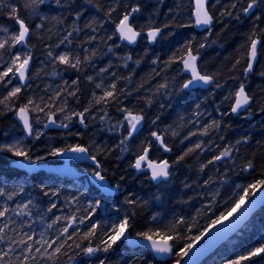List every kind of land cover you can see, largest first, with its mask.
Returning a JSON list of instances; mask_svg holds the SVG:
<instances>
[{
    "label": "trees",
    "instance_id": "trees-1",
    "mask_svg": "<svg viewBox=\"0 0 264 264\" xmlns=\"http://www.w3.org/2000/svg\"><path fill=\"white\" fill-rule=\"evenodd\" d=\"M249 3L252 0H211L214 25L198 32L193 28L192 0H60L59 4L51 0L36 14L24 7L25 0H0V28L18 30L10 16L12 7H17L31 32L29 84L17 96V106L32 101L29 106L40 112L43 123L54 114L58 122L73 125L69 132L42 131L39 139L27 140V151L39 163H56L51 150L84 146L97 159L102 175L120 188L118 196L107 198L82 178L29 176L11 167V155L1 153L0 189L5 195L0 196V211H7L0 217L4 237L0 264H176L184 257L175 253L185 245L198 244L222 214L219 223L226 220L240 196L245 200L253 196L243 188L264 179V0H256L254 12L247 17ZM132 8H139L132 20L138 31L162 30L155 46L143 36L135 48L120 43L116 25ZM40 24L43 27L37 28ZM253 39L261 41L259 60L244 80L246 53ZM188 52L198 55L200 72L213 78L209 90H183L188 78L181 57ZM62 54L71 63L77 58L81 62L75 68L62 64L58 60ZM241 84L252 99L251 118L231 114ZM106 91H113V97L97 103ZM129 111L141 115L144 122L133 138L125 120ZM11 116L0 114V135L14 124ZM31 116L34 125L38 115ZM153 132L164 137L170 154L153 142ZM147 147L154 160L167 157L172 164L170 179L160 185H154L146 172L132 170V163ZM226 149L228 155L222 156ZM249 161L253 167L245 170ZM261 191L264 188L255 194ZM126 217L130 226L125 236L139 237L138 233L149 230L161 233L173 248L172 261L160 262L147 249L130 248L125 238L108 252L88 255L82 250L89 245L102 249L107 233ZM65 227L68 232L57 244L66 243L52 260L35 251L39 245L29 253L17 243L27 238L25 234L32 236L29 244L41 238L51 242ZM262 241L264 207L202 264H223ZM56 246L48 249L49 255ZM256 261L264 264L261 257L242 264Z\"/></svg>",
    "mask_w": 264,
    "mask_h": 264
},
{
    "label": "snow or ice",
    "instance_id": "snow-or-ice-1",
    "mask_svg": "<svg viewBox=\"0 0 264 264\" xmlns=\"http://www.w3.org/2000/svg\"><path fill=\"white\" fill-rule=\"evenodd\" d=\"M255 2L256 0H252V3L248 4V8L245 9V11L247 12L249 9H251L254 6ZM45 3H46V0H25L24 7L26 9L31 10L30 14H36L38 13L40 6ZM57 3L59 4L60 0H57ZM138 11H139V8H132L131 13H135ZM131 13H126L125 15H123V18L116 25V31L119 33L121 40H126L129 43H135L136 38L140 35V32L134 31L132 25L129 23ZM195 15H196L197 25L211 24L212 17L205 10V0H196ZM10 16L13 19H15V22L19 26V28H18V31H16L15 33H12L0 39V49H5L7 46V48L10 50L12 48H16L17 45H22L24 47H27V41H28L29 36L31 35L29 25L25 22V19L19 16V10L17 7H12ZM78 18L79 16L77 17V19ZM36 27L42 28L43 24L37 25ZM0 31L6 32L7 29L0 28ZM160 31L161 30L159 28L154 29V30H149L147 33L148 39L154 42L157 36L159 35ZM68 35H71V33H68ZM258 43L259 41L253 39L251 41L249 51L246 53V55L248 56V63L245 68L246 73L250 72L253 68V61L256 59V56H257V44ZM201 47H203V45H201ZM48 55L52 56V53L49 52ZM196 59H197L196 56L192 55L191 52H188L186 57H181V62L184 64L185 69L191 71L192 73L191 78L187 80L186 83L183 84V89H187L190 86L195 85V83L198 81H202L203 83L207 84L212 79L210 76L201 75L200 72L197 71ZM58 60L62 64H70V66L73 68H75L81 62L79 58H77L75 63H71L69 56L66 54L60 55L58 57ZM30 61H31L30 54L25 55V56H22L19 53L13 54L8 66L3 71H0V83L7 86V84L12 83V79H16L18 77L19 84L22 86L27 78ZM239 62L240 61L238 60L237 63ZM10 75H11V79H6ZM21 86L13 87L11 91L8 93V95L5 97V101L12 97H16L17 94L21 92ZM161 87H164V85H161ZM111 88L115 89L116 85L115 84L111 85ZM113 95H114L113 91H106L104 95L97 100V103L104 101L106 97H113ZM0 103H4V101H0ZM31 103L32 101H29V104ZM249 103H250V98L245 93L243 84H241L239 91L236 93L235 104L232 107L231 111L233 113H237L242 107L248 105ZM28 111L29 110L27 106L21 107L18 110V116H19V119L23 123L24 130L29 136H31L33 135V130H32V126L29 121ZM77 115L83 116V113H78ZM142 119L143 117L141 115H134L130 111L127 112L125 116V120H127L129 124V128H130L129 137H131L133 132L137 131V125L140 124ZM52 122L55 123V121H52ZM80 122L83 124L84 120L81 119ZM64 126L67 127V125H64ZM152 136L155 137V139L160 142V146L164 149V151H170V149L165 145L161 136L157 135V133L155 132L152 133ZM36 138L39 139V134H36ZM197 147H199V145H197ZM66 151H71V152H76V153H86L87 149L77 146V147L68 149ZM3 152H8V153H11L12 156L14 157L21 158L28 165L37 163V160L32 158V156L29 154V151H26L22 147H20L19 143L0 145V153H3ZM148 152H149V149L144 148L143 153L138 156V158L136 159L132 167H134L137 170H143V166L146 165L147 170H150L151 172L152 180L156 181V180H160L161 178L167 179L170 176V172L168 170L169 169L168 162L163 161L160 163H156L149 159ZM64 154H65V150H60V149H53L49 153V155H52V156H63ZM221 155L227 156L228 150L226 149ZM44 158L45 157H40L38 159H44ZM220 158L221 156L216 157L217 160ZM93 159L95 158L93 157ZM180 159L182 160L183 157H180ZM97 167H99V165H97ZM252 167H253L252 162L249 161L245 167V170L251 169ZM93 175H95L99 180L101 181L103 180V177L99 174V172H95L93 173ZM261 188H264V179H260L256 181L255 183L248 184L246 187L243 188V191L244 193H248L251 190L252 194L254 195L255 192ZM4 195H5L4 190L0 189V196H4ZM45 195H48V193L45 192ZM8 199H12V196L8 195ZM129 203H131V201H129ZM244 203H245V199H244V196L242 195L235 202L234 206L231 209V212L232 213L237 212ZM27 207L28 205L25 204L24 208H27ZM54 207H55V204L52 205V208ZM95 207H99V202L96 203ZM6 211L7 209H5L4 211H0V217L4 216ZM49 211H51V208L49 209ZM22 214L27 215V213H22ZM153 219H155V217ZM223 219H224V215L222 214L216 220L212 221L213 226L218 225L219 222ZM82 222L83 220H81V223ZM129 226H130L129 218L126 217L123 220L119 221L117 224H115L112 227V230L110 233H107V238L102 241V243L104 244V247L102 249L99 247L94 248L91 245H89L82 250L86 252L88 255H92L96 253L97 251L108 252L113 247V245H115L119 240H121L125 236V233L127 229L129 228ZM49 227H51V225H49ZM2 231L3 230L0 229V232ZM67 232H68V228L65 227L63 231L60 233V235H58L56 239L52 240L51 242L41 238V240L34 241V244L28 243V241L32 240V236L29 234H25L27 238L23 239L22 241H18L17 243H21L22 246H26V251L29 253L33 251L34 245H39V247H35V251L37 253H41V256L43 258L52 260V257L55 254L60 253L61 249L64 247V244L66 243V241H62L59 244H57V241H60V236L64 235ZM87 235H91V232L88 233ZM137 235L141 237L143 240L148 241L150 243L151 248L156 253L173 255L172 246L169 245L168 240L165 239L164 236L161 235V233L159 232L154 233L151 230H149V231L140 232ZM202 235L198 237H194L193 239L194 240L201 239ZM3 239H4L3 235H0V240H3ZM11 239L12 238L10 237L9 240ZM67 239H71V236H68ZM53 245H57V246L54 248L53 253L49 255L48 249L52 248ZM192 247H193L192 244L185 245L181 249V252H177L175 253V255L187 257ZM76 248H80V245L77 244ZM41 249H43V252H41ZM9 250L11 251V249ZM7 254H8L7 252H4L3 256H7ZM254 257H261L262 259H264V241L260 242L258 247L251 248L245 254H241L235 259H227V258L224 259L223 264H242V262L244 261L251 262L252 258ZM0 261H2V257H0ZM53 264H55L54 261H53ZM100 264H104V262L101 261ZM176 264H180L179 259H177ZM256 264H261V262L256 261Z\"/></svg>",
    "mask_w": 264,
    "mask_h": 264
},
{
    "label": "water",
    "instance_id": "water-1",
    "mask_svg": "<svg viewBox=\"0 0 264 264\" xmlns=\"http://www.w3.org/2000/svg\"><path fill=\"white\" fill-rule=\"evenodd\" d=\"M50 2H51V0H46V4H49ZM210 2H211V0H205V10L211 16V14L209 12ZM192 3H193L192 19H193L194 29L198 32L209 31L214 25L213 18H212L211 24H209V25H197L196 24V15H195V13H196V0H192ZM255 8H256V6L254 4V6L246 12V16L250 17V15L254 12ZM135 13H131L130 20H129V23L131 25H132L133 15ZM132 27H133L134 31H138L133 25H132ZM150 30H154V29H150ZM148 31H145V32L138 31V32H140V35L136 38L135 43H129L126 40H121L119 33L117 31H116V34H117L118 39L120 40V43L122 45H125V46L130 47V48H135L138 45L142 35L147 39V42L150 46H155L158 42L159 37L162 34V30L160 31L159 35L157 36V38L154 42L150 41L148 39V36H147ZM256 40L259 41V43L257 44V56H256V59L253 61L252 70L248 73L245 72V75H244L245 80H247L249 78V76H251L253 74V72L257 66L258 60H259V49H260L261 41H260V39H256ZM17 49L18 50H22V49L28 50L29 49L28 41H27V47H24L22 45H17ZM191 54L196 56V58H197L196 59L197 71L200 72V69H199L200 59H199L198 55H196L192 52H191ZM182 69H183L184 75L186 77H188V80H189L192 76L191 71L186 70L183 63H182ZM30 70H31V61L29 64V71L27 73V78H26L24 84L22 86L20 85L21 88H26L28 86ZM200 74L203 75L201 72H200ZM17 79H18V77H17ZM213 84H214V80L212 78L211 81L207 84L203 83L202 81H198L195 83V85L190 86L189 88L183 89V90L187 93L191 92V91H195V90L207 91L212 87ZM239 89L237 90V92L239 91ZM244 89H245V87H244ZM245 93L248 95L246 89H245ZM248 97H249V95H248ZM235 99H236V96H235ZM234 104H235V100H234L232 107L234 106ZM251 106H252V99L250 98V103L248 105L242 107L237 113H233L231 111V114L233 117H239L243 114H248V118H251L252 117ZM21 107H23V106H21ZM28 115H29L30 124L32 126V130L34 131L32 116H31V113L29 111H28ZM14 120L17 122V124L19 125V127L21 128L23 133L25 134L26 138H31L32 135L29 136L23 128V123L19 119L18 111H17L16 115L14 116ZM52 121H55V123H53ZM46 125L47 126L44 127L45 131L46 130L69 131L72 128L71 124H63V123L58 122L55 115H52V114L47 118ZM64 125H67V127H65ZM142 129H143V121H141L140 124L137 125V131L133 132L130 138L137 136L142 131ZM157 135H159V134H157ZM159 136H161V135H159ZM162 139H163V137H162ZM153 141L160 146V142L157 141L155 139V137H153ZM163 141H164V139H163ZM79 147L86 148L84 146H79ZM148 149H149V152H148L149 159L152 160L150 157L151 150H150V148H148ZM165 152L170 153V151H165ZM221 159L222 158H220L219 160H221ZM57 161L58 162L55 164L38 163L37 162L35 164L28 165L22 159H16V160H13L10 165L16 171L21 172V173L26 174V175H36L39 173H46V174L55 175V176L60 177V178H68V179H78L79 177H81L83 175V173L78 169V166H81V165H90V166L94 167L95 169H97V172H99V170H98L99 167H97V165H99V163L97 162L96 159H93V157L90 156L88 149H87L86 153H76V152H71V151L65 150V154L63 156H57ZM152 161H154L156 163L167 161L168 165H169L168 170L170 172V176L167 179L161 178L160 180L154 181L151 179V172H150V170H147L146 165L143 166V170H137L134 167H132V169L136 173H140L141 171L147 172L154 185H160L161 183L168 181L171 177V174H172V165L169 162V160L166 158V159H163L161 161H155V160H152ZM99 174L103 177L102 181L99 180L95 175H93V173L89 174L87 176L90 184L94 188L99 190L100 193L104 197L110 198V197L118 196L120 193L119 187L112 185L111 182L105 176H103L100 172H99ZM263 207H264V191L254 194L249 200H247L246 204H244L241 207V209H239L231 218L222 222L217 227H215L213 230H211L205 236L204 239H202L201 241H199L198 244H196L192 247V249L189 251V255L187 257H184L180 261V264H202L210 255H212L215 251H217V249H219L223 244H225L231 237L236 235L249 222L251 217ZM125 242H126V245L130 248H134V249L142 248V249L149 250L155 256L156 260H158L160 262H171L172 261L173 255L156 253L151 248L150 243L148 241L143 240L141 237H132V236L126 235L125 236ZM169 245H170V243H169Z\"/></svg>",
    "mask_w": 264,
    "mask_h": 264
},
{
    "label": "rangeland",
    "instance_id": "rangeland-1",
    "mask_svg": "<svg viewBox=\"0 0 264 264\" xmlns=\"http://www.w3.org/2000/svg\"><path fill=\"white\" fill-rule=\"evenodd\" d=\"M8 28H9V26L3 28V29H7L6 32L0 31V39L6 37L7 35L12 34V32L10 31V29H8ZM5 49H8L7 46H6ZM5 49H0V71H3L8 66V64L11 61V58H12V55L13 54L19 53L22 56L29 55V53L27 52V50H24V49L17 50V46H16V48H12L10 50L9 49L8 50H5ZM6 79H11V75L8 78H6ZM16 86H20L19 81H18L17 78L16 79H12V83L11 84H7V86H5L4 84L0 83V101H4V103H0V114L2 116H7V115H11L12 114L11 117L13 118L16 115L18 109H19V107L17 106V104L19 105V103H20V99L17 98V96L19 95V93L17 94L16 97H12V98H10V99H8V100L5 101V97L11 91V89L13 87H16ZM25 106H27V108H28V110H29V112L31 114L38 115L37 118H36V120L34 121L35 128H34V135H33L34 136V139H37L36 138V134H39V137L41 136L42 129L40 127L43 126V125H45V123L42 122L41 116H39V114H38V113H40L39 111H37L35 109H32V107H30L28 103H26L23 107H25ZM13 121H14V124L12 125V123H11L10 126L7 128V130H5V128L2 129L4 131L1 130L0 145L19 143V146L22 147L24 150L27 151L28 150L27 139H26L24 133H22L21 128L19 127V125L17 124V122L15 120H13ZM67 123L68 124H71L69 122H67ZM74 147H76V146H74ZM3 153H7V154H9V155L12 156L11 153H8V152H3ZM12 157H13L14 160L21 159V158L14 157V156H12ZM261 192H263V191H261ZM246 202H247V200H245V203L244 204H246ZM235 213L236 212L231 213L226 218V220H228L229 218H231ZM226 220H224V221H226ZM224 221H222V222H224ZM221 223H219V224H221ZM218 225H215L211 230H213ZM124 238H125V236L121 240H123Z\"/></svg>",
    "mask_w": 264,
    "mask_h": 264
},
{
    "label": "flooded vegetation",
    "instance_id": "flooded-vegetation-1",
    "mask_svg": "<svg viewBox=\"0 0 264 264\" xmlns=\"http://www.w3.org/2000/svg\"><path fill=\"white\" fill-rule=\"evenodd\" d=\"M18 50V49H17ZM23 89V88H22ZM21 107V106H20ZM19 107V108H20ZM243 115H245V114H243ZM33 121V120H32ZM61 123V122H60ZM144 123V122H143ZM63 124H68V123H63ZM72 125V124H71ZM33 128H34V125H33ZM72 128H73V125H72ZM71 128V129H72ZM143 128H144V125H143ZM130 129V128H129ZM143 130V129H142ZM47 131H57V130H44V132H47ZM70 131V130H69ZM140 134V133H139ZM138 134V135H139ZM157 134H159V133H157ZM159 135H161V134H159ZM162 136V135H161ZM163 137V136H162ZM133 138V137H132ZM152 139H153V136H152ZM163 139H164V137H163ZM154 142V141H153ZM155 143V142H154ZM164 143H165V140H164ZM156 144V143H155ZM161 150H163V152L165 153V154H170L171 153V149H170V153H166L165 151H164V149L162 148V147H160L158 144H156ZM166 145V144H165ZM147 148H150V147H147ZM150 150H151V148H150ZM151 153V152H150ZM90 154V153H89ZM0 156H1V153H0ZM91 156V155H90ZM92 157V156H91ZM150 157H151V155H150ZM167 157H165V158H163V159H166ZM151 159L152 160H154L152 157H151ZM163 159H161V160H163ZM168 159V158H167ZM161 160H155V161H161ZM169 160V159H168ZM58 161H57V156H56V163H57ZM169 162H170V160H169ZM171 163V162H170ZM50 164H55V163H50ZM172 165V164H171ZM90 165H81V166H78V169L83 173V175L81 176V177H83V178H86L87 176L85 175V172L86 171H88L87 170V168L89 167ZM90 167H92V166H90ZM94 168V167H93ZM95 169V168H94ZM133 170V169H132ZM134 171V170H133ZM135 172V171H134ZM141 172H145V171H141ZM136 173V172H135ZM147 173V172H146ZM136 174H138V173H136Z\"/></svg>",
    "mask_w": 264,
    "mask_h": 264
},
{
    "label": "bare ground",
    "instance_id": "bare-ground-1",
    "mask_svg": "<svg viewBox=\"0 0 264 264\" xmlns=\"http://www.w3.org/2000/svg\"><path fill=\"white\" fill-rule=\"evenodd\" d=\"M194 28V27H193ZM143 36V35H142ZM144 37V36H143ZM142 38V37H141ZM146 39V38H145ZM120 41V40H119ZM146 41H147V39H146ZM148 43V42H147ZM125 46V45H124ZM127 47V46H126ZM130 48V47H129ZM245 75V74H244ZM188 78V77H187ZM244 80H245V78H244ZM52 115H54V114H52ZM50 116V115H49ZM14 118V117H13ZM14 120V119H13ZM45 125H46V122H45ZM45 125H43V129H42V131L44 132V127H45ZM143 125H144V123H143ZM35 128V127H34ZM22 131V130H21ZM58 131V130H57ZM61 132H69V131H61ZM22 133H23V131H22ZM25 135V134H24ZM33 135H34V131H33ZM32 135V137L31 138H26L27 140H29V139H33L34 138V136ZM26 137V136H25ZM95 158V157H94ZM96 159V158H95ZM137 159V158H136ZM135 159V160H136ZM97 160V159H96ZM135 160H134V162H135ZM98 162V161H97ZM134 162L132 163V165L134 164ZM87 170L88 171H86L85 172V175L86 176H88L89 174H92V173H95V172H97V169H94L93 167H88L87 168ZM99 172H100V165H99ZM101 173V172H100ZM102 174V173H101ZM148 174V173H147ZM49 175H51V174H49ZM149 175V174H148ZM30 176V175H29ZM52 176H55V175H52ZM104 176V175H103ZM55 177H57V176H55ZM58 178H60V177H58ZM84 179V180H86V182H87V184H90V182H89V180H88V177H86V178H83V177H79L78 179ZM107 178V177H106ZM150 178V177H149ZM151 180V179H150ZM152 182V181H151ZM87 184H86V186H87ZM112 184V183H111ZM91 185V184H90ZM113 185V184H112ZM115 186H118V185H115ZM119 187V186H118ZM96 189V188H95ZM119 190H120V188H119ZM99 191V190H98ZM100 192V191H99Z\"/></svg>",
    "mask_w": 264,
    "mask_h": 264
}]
</instances>
